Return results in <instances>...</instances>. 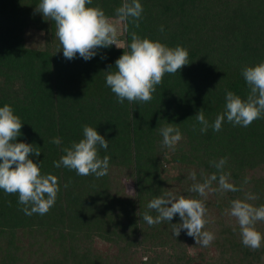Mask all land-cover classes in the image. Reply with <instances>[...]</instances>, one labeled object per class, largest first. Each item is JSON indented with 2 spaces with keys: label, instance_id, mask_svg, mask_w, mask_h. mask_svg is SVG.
Returning a JSON list of instances; mask_svg holds the SVG:
<instances>
[{
  "label": "trees",
  "instance_id": "16d2710c",
  "mask_svg": "<svg viewBox=\"0 0 264 264\" xmlns=\"http://www.w3.org/2000/svg\"><path fill=\"white\" fill-rule=\"evenodd\" d=\"M122 2L92 0L89 6L115 19ZM38 3L0 0V107L11 105L21 118L17 142L40 149L30 158L42 174L58 177L60 191L47 214L27 216L18 194L0 190V264H264V243L255 251L245 247L238 226L233 231L235 220L224 215L245 193L257 197L249 201L254 205L264 204V118L248 127L225 118L219 132L209 127L203 134L195 118L203 108L214 122L226 90L247 98L242 69L264 62V0H141L139 28L129 20L120 39L130 43L135 31L189 52V64L165 74L143 104L118 103L106 85V71L123 48H101L90 60L65 58L54 22L34 12ZM30 28L43 32L42 44L29 43ZM169 123L182 133L174 151L161 146L159 128ZM84 125L108 140L99 156L110 157L109 173L99 179L53 165L64 147L83 138ZM54 137L60 146L51 143ZM224 157V171L243 191L207 197L214 222L206 230L215 234L209 246L196 244L186 230L173 234L178 214L154 226L142 219L148 202L167 191L203 199L188 191V175L194 170L200 180L201 172L217 171L210 162ZM257 228L264 233V222Z\"/></svg>",
  "mask_w": 264,
  "mask_h": 264
},
{
  "label": "clouds",
  "instance_id": "9594fccd",
  "mask_svg": "<svg viewBox=\"0 0 264 264\" xmlns=\"http://www.w3.org/2000/svg\"><path fill=\"white\" fill-rule=\"evenodd\" d=\"M91 4L92 0H39L34 12L42 13L45 20L54 22L55 37L67 59L79 54L85 60H90L99 49L112 45L124 49V53L115 61V67L106 71V85L115 94L118 103L123 104L125 100L141 104L150 102L165 74H176L189 64V52L183 46L169 47L159 40L142 38L135 31L130 33V43L120 39L122 31H127L129 20L139 28L143 13L141 0H123L115 9V19L106 15L101 7L89 6ZM121 22H124L123 29ZM160 31H163V26ZM241 74L249 88L247 98L226 90L224 111L211 124L201 108L195 118L202 134L209 127L219 132L225 118L234 126L242 127L264 118V62L244 67ZM21 128V118L14 114L12 106L5 104L0 107V190L6 194H18V202L23 205L21 210L25 215H45L57 200L60 191L58 177L42 174L40 163L30 158L32 153L37 157L40 155L38 147L17 142ZM159 134L162 136L161 146L172 151L182 139L180 129L172 123L160 127ZM51 143L60 146L62 141L60 137H54ZM101 148L108 149V140L96 127L84 125L83 138L64 147L62 151L66 154L54 161L53 165L74 170L79 176L94 175L99 179L108 175L110 160L107 155L103 158L99 156ZM210 163L216 172L210 175L201 172L200 180L194 170L188 175L192 181L188 191L203 199L178 196L167 191L148 202L142 219L149 226H154L165 221L171 223L178 214L180 223L172 224L173 234L177 237L181 230H186L188 236L194 237L196 244L209 246L215 240V234L206 230V225L214 222L208 217L207 197L210 194L243 191L242 187L230 181L231 174L224 171L226 157ZM249 179L246 177L244 184ZM256 199L255 195L245 193L243 199L231 200L230 207L224 212L226 217L235 220L233 231L238 226L242 244L253 251L260 249L264 243V233L257 228L259 222H264V204L256 206L249 202ZM152 211L156 213L155 216L150 214ZM261 259L264 260V257Z\"/></svg>",
  "mask_w": 264,
  "mask_h": 264
},
{
  "label": "rangeland",
  "instance_id": "374dc122",
  "mask_svg": "<svg viewBox=\"0 0 264 264\" xmlns=\"http://www.w3.org/2000/svg\"><path fill=\"white\" fill-rule=\"evenodd\" d=\"M123 27H124V24H123V22H121V28L123 29ZM26 35H27L29 43H31L33 45H40L44 41L43 32L35 30L34 28H30L29 30H27ZM127 185H128L129 192L133 193L134 187L132 185V182L128 181Z\"/></svg>",
  "mask_w": 264,
  "mask_h": 264
}]
</instances>
